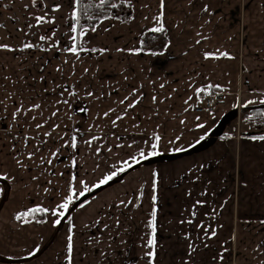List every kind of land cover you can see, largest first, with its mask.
I'll use <instances>...</instances> for the list:
<instances>
[{
  "label": "crops",
  "instance_id": "0c3cea01",
  "mask_svg": "<svg viewBox=\"0 0 264 264\" xmlns=\"http://www.w3.org/2000/svg\"><path fill=\"white\" fill-rule=\"evenodd\" d=\"M126 1L129 19L86 27L96 52L0 40V264H69L70 235L71 264H122L123 253L125 264H149L151 229L126 248L86 228L120 215L108 211L122 201L112 190L120 181L97 187L104 177L139 168L160 197L154 264H264V120L237 122L238 108L264 106V0H164L163 9L161 0ZM160 23L164 46L143 50ZM210 92L221 94L216 108L196 111ZM152 143L159 154L142 158ZM70 195L65 216H54ZM45 208L41 219H16Z\"/></svg>",
  "mask_w": 264,
  "mask_h": 264
},
{
  "label": "rangeland",
  "instance_id": "374dc122",
  "mask_svg": "<svg viewBox=\"0 0 264 264\" xmlns=\"http://www.w3.org/2000/svg\"><path fill=\"white\" fill-rule=\"evenodd\" d=\"M57 5H59V10L53 11L54 6ZM74 9L75 0H36L35 5L33 0H0V40L10 44L31 43L44 47H52L53 45H57V47L69 46L73 43L71 40L73 33L70 29L74 24L72 18ZM37 16H44L47 20L53 22L42 23L37 26L35 19ZM38 28L40 33L36 34ZM41 36H45L47 39L41 41ZM243 118V113L240 112L237 122ZM257 121H262V119ZM262 129H264V126ZM112 181H120L112 190H115L114 197L122 201L117 207H111L108 211L119 210L120 215L110 221L90 222L92 226L86 228L87 230H93L94 234L98 231L99 234L103 235V238H113L114 244H118L120 241V245L127 248L135 235H142L143 238L146 232L148 233V230L151 229L149 226L150 221L135 220L133 213L135 211L152 213L154 207L157 211L160 197H157L156 190L145 189L144 168H139L135 172L132 171L126 174L125 177L122 174V176ZM146 193H148V196H145ZM153 196L156 197L155 204L153 203ZM129 199L137 201L136 207L130 206ZM167 201L165 198L164 204H162L164 211H169ZM157 224L156 221V229ZM162 239H164V235L156 231L158 245H160ZM121 260L122 264L127 262L126 253L121 255Z\"/></svg>",
  "mask_w": 264,
  "mask_h": 264
},
{
  "label": "snow or ice",
  "instance_id": "6c2138e0",
  "mask_svg": "<svg viewBox=\"0 0 264 264\" xmlns=\"http://www.w3.org/2000/svg\"><path fill=\"white\" fill-rule=\"evenodd\" d=\"M100 2H101V5L103 6L104 5V0H100ZM35 3H36V0H33V4L34 5H35ZM75 3H77V4L80 3V0H75ZM163 6H164V0H161V9H163ZM112 7L115 8L116 5H112ZM57 10H59V5L54 6V8H53V11H57ZM72 18L74 20V24L71 27L70 31L73 33V35L71 36V40H72L73 43H72L71 47L65 48L64 51L69 52V53H71V54H73V55H75L77 57H79L81 52H85V51L96 52V51H98L97 49H88L85 46L86 45V41H84L83 38L85 37V35L89 31V29L86 28L83 24H80V20L83 18V14L81 12H78V11H76L74 9V11L72 13ZM35 19H36V22H37V26H39L42 23L53 22V21L47 20L46 17H44V16H37V17H35ZM156 19H157L158 22L161 21L162 13H161V16L156 17ZM29 27H31V25H29ZM95 30H96L95 27H93L91 29V31H95ZM151 31H153V32H162V31H164L163 24L160 23L159 27L153 28V29H151ZM40 39H41V41H44L47 38L45 36H41ZM57 44H58V42H57ZM53 46L55 47L57 45H53ZM0 47L7 48L8 46L7 45H3V46H0ZM24 47L25 48H33V47H35V45H33L31 43H27V44L24 45ZM99 51L103 52V51H106V50L105 49H100ZM209 55H211V54H206V58H208ZM221 55L227 56L228 54L227 53H222ZM85 71H87V69ZM65 90L67 91L68 89H65ZM201 91H203V89H198V92H201ZM70 94L71 95H76V93H70ZM87 95L88 96H92L93 93L89 92V93H87ZM125 99H127V97ZM153 99L155 100V97ZM61 102L64 103V104H68L67 100L57 101V103H61ZM121 103H124V101H121ZM249 103H251V102H249ZM134 106H135V103L128 105L129 108H132ZM40 107H41L40 105H33L32 108L28 109L27 111H32V110H35V109H39ZM21 111H22V108L18 107L17 108V112L13 113V119L14 120L16 119L17 113H19ZM80 111L83 112V111H86V109L81 108ZM56 114L57 113L54 112L52 115L55 116ZM104 115L107 116L108 113H105ZM33 119H36V117H33ZM117 119H121V117H117ZM113 124H115V121H113ZM43 126H44L43 124H37L36 125L37 129H39V128L43 127ZM56 127H59V125H56ZM201 127H203V125H201ZM77 131H79V130H77ZM45 135L46 136H50L51 133H45ZM24 139L27 140L29 138L25 137ZM95 139H97V138L93 137V140H95ZM159 139H160L159 137H156L157 141H159ZM202 139H203V137H202ZM253 139H256V137H253ZM259 139L264 140V136L259 137ZM86 143L91 144L92 141H86ZM70 146L73 149H75L77 147V137L75 135H73L71 137V145ZM157 147H158L157 143H152L151 144L152 151L150 153H148L146 155L143 151H141L139 153V155L142 158H144V159H147L148 156L158 155L159 153L156 151ZM58 152H59V150H57V152H53L52 156L56 157L58 155ZM32 155H33L32 153H29L28 154V158L31 159ZM133 159H135V158H133ZM18 163H20V161H18ZM47 163L51 164L52 160L49 159L47 161ZM74 163H75V161H74ZM125 163H127V162H125ZM136 163H139V160H137ZM127 167L131 168L132 165L128 164ZM119 171L123 172V171H125V169L121 168V169H119ZM115 176H116V173H113L111 175H108V176L104 177V179L100 182V184L97 185V187H99L101 185H104V184H107L109 181L113 180V178ZM73 194H75V193H73ZM80 195H83V193H81ZM152 199H153V203L155 204L156 197L153 196ZM72 202H73V197L70 195V196L67 197V199H66V201L64 203L58 205V208L62 209V211H59V212L53 211L52 214L54 216H58V217H61V218L64 217L65 214L68 212L69 205ZM197 203H200V202L198 201ZM81 206H83V205H81ZM36 211L47 212L48 209H46V208L45 209H32L29 212L19 214L16 217V219L19 220L22 217L32 215ZM193 215H195V213H193ZM60 222H61L60 219H56L54 221V224L58 225V224H60ZM188 223H192V221L189 220ZM149 226L151 227L152 235H151V238L147 241V246L151 249V251L146 252L145 255L150 258L149 264H154V260H155V257H156V247H157V243H156V209H155V207L153 208V211L151 213V220L149 222ZM201 227H203V226L201 225ZM215 235H216V232H215L214 229L209 234L208 229L205 228V236L207 238L214 237ZM68 240H69V243L67 245V251H68L69 264H71V254H72V251H73L72 236L71 235L68 237ZM190 249H192V251H195V248L192 245H190ZM34 254L35 253H32V255H34ZM189 254L191 255V252ZM221 259H223V256H221ZM186 264H187V262H186Z\"/></svg>",
  "mask_w": 264,
  "mask_h": 264
},
{
  "label": "trees",
  "instance_id": "16d2710c",
  "mask_svg": "<svg viewBox=\"0 0 264 264\" xmlns=\"http://www.w3.org/2000/svg\"><path fill=\"white\" fill-rule=\"evenodd\" d=\"M116 5V7H112ZM75 10L83 14L80 24L85 27H93L101 19L106 17L127 20L132 15L131 4L126 0H104V5H101L100 0H80V3L75 4ZM142 49L158 51L165 44V38L161 32H152L145 34L142 38ZM248 116L252 120L264 119V106L250 109L243 116ZM30 219H41L42 211H36L32 215L25 216Z\"/></svg>",
  "mask_w": 264,
  "mask_h": 264
},
{
  "label": "built area",
  "instance_id": "2783aa9c",
  "mask_svg": "<svg viewBox=\"0 0 264 264\" xmlns=\"http://www.w3.org/2000/svg\"><path fill=\"white\" fill-rule=\"evenodd\" d=\"M221 94L219 92H210L202 96L195 106L196 111H209L214 110L220 100ZM241 110L238 108L237 113L240 114Z\"/></svg>",
  "mask_w": 264,
  "mask_h": 264
}]
</instances>
